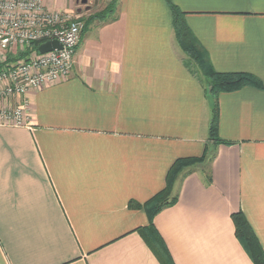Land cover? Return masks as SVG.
I'll return each instance as SVG.
<instances>
[{
    "label": "crops",
    "instance_id": "obj_1",
    "mask_svg": "<svg viewBox=\"0 0 264 264\" xmlns=\"http://www.w3.org/2000/svg\"><path fill=\"white\" fill-rule=\"evenodd\" d=\"M170 1L216 71L263 87L221 93L223 142L211 139L209 78L168 0H118L82 35L70 77L29 92L32 126H0V264H163L139 232L145 203L192 157L153 218L174 264H255L232 214L264 250V0Z\"/></svg>",
    "mask_w": 264,
    "mask_h": 264
},
{
    "label": "built area",
    "instance_id": "obj_2",
    "mask_svg": "<svg viewBox=\"0 0 264 264\" xmlns=\"http://www.w3.org/2000/svg\"><path fill=\"white\" fill-rule=\"evenodd\" d=\"M77 5L81 12L53 11L45 0H0V126L30 128L29 92L70 77L89 11ZM51 40L62 47L39 52Z\"/></svg>",
    "mask_w": 264,
    "mask_h": 264
},
{
    "label": "trees",
    "instance_id": "obj_3",
    "mask_svg": "<svg viewBox=\"0 0 264 264\" xmlns=\"http://www.w3.org/2000/svg\"><path fill=\"white\" fill-rule=\"evenodd\" d=\"M117 1L118 0H111L103 11L96 15V17L101 16L105 18L107 16H111L116 10ZM168 3L172 9L174 29L180 46L197 62L202 72L209 78V94L214 100L209 128L210 138L223 142L218 133L219 95L224 92L241 89L245 86L261 88L263 87L262 80L249 72L216 71L211 65L205 50L186 25L185 13L175 6L170 0H168ZM199 160H201V158L197 157L178 159L168 173L166 186L145 203L152 222L148 226L140 228L139 232L163 264H174V262L162 236L153 223V218L163 208L176 203L177 195L174 192V182L178 171L187 165L196 163ZM132 205L139 206V203L132 202ZM232 218L235 224L236 236L241 241L254 263L264 264V250L245 214L242 211H238L232 214Z\"/></svg>",
    "mask_w": 264,
    "mask_h": 264
},
{
    "label": "rangeland",
    "instance_id": "obj_4",
    "mask_svg": "<svg viewBox=\"0 0 264 264\" xmlns=\"http://www.w3.org/2000/svg\"><path fill=\"white\" fill-rule=\"evenodd\" d=\"M102 4H104L103 0H100V5L99 6H97V3L96 4L92 3L93 6L89 9V11H86L84 13L83 22H84L85 26H84L82 35L84 33H86L87 31H89L91 29L92 25H94L96 22L103 21L104 19L107 18V17L103 18L101 16L100 17H96V15L100 14L103 11V8H101ZM81 5H84V4H81Z\"/></svg>",
    "mask_w": 264,
    "mask_h": 264
},
{
    "label": "water",
    "instance_id": "obj_5",
    "mask_svg": "<svg viewBox=\"0 0 264 264\" xmlns=\"http://www.w3.org/2000/svg\"><path fill=\"white\" fill-rule=\"evenodd\" d=\"M77 3L87 5L86 9H90L91 8V6L88 4L89 0H77ZM81 11H82V8H79L78 12H81ZM61 47H62V45L57 40H51V41H47L46 43L40 45L38 47V50L41 53H45V52H48L50 50H53V49H56V48H61Z\"/></svg>",
    "mask_w": 264,
    "mask_h": 264
},
{
    "label": "flooded vegetation",
    "instance_id": "obj_6",
    "mask_svg": "<svg viewBox=\"0 0 264 264\" xmlns=\"http://www.w3.org/2000/svg\"><path fill=\"white\" fill-rule=\"evenodd\" d=\"M92 3L96 4L97 1L96 0H92L91 3L89 4L91 7L93 6ZM80 5V4H79Z\"/></svg>",
    "mask_w": 264,
    "mask_h": 264
}]
</instances>
